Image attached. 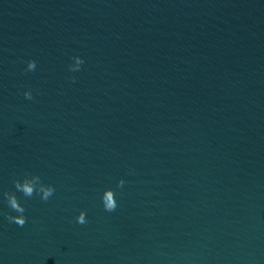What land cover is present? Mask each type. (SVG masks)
Listing matches in <instances>:
<instances>
[{
  "label": "water",
  "instance_id": "95a60500",
  "mask_svg": "<svg viewBox=\"0 0 264 264\" xmlns=\"http://www.w3.org/2000/svg\"><path fill=\"white\" fill-rule=\"evenodd\" d=\"M0 264H264V0H0Z\"/></svg>",
  "mask_w": 264,
  "mask_h": 264
},
{
  "label": "clouds",
  "instance_id": "9594fccd",
  "mask_svg": "<svg viewBox=\"0 0 264 264\" xmlns=\"http://www.w3.org/2000/svg\"><path fill=\"white\" fill-rule=\"evenodd\" d=\"M73 63L69 65V70L72 72H77L81 70L84 64V59L80 55H75L72 57ZM36 61L34 59H29L26 61V71H35ZM75 81V77H71ZM24 97L28 100L33 99L32 90L28 89L23 93ZM16 190L20 191L25 197L31 198L34 194L38 193L41 200L47 201L55 192V188L51 184H44L41 181V177L36 174L26 173L22 179H15L13 181ZM126 181L120 178L117 182V188H122ZM5 197L7 199L8 206L10 209L17 213L16 215H7L9 222H14L18 226L23 227L27 222V218L24 215L25 208L22 203L18 200L14 192H5ZM102 203L105 211L113 212L117 208L116 191L108 187L104 189L102 194ZM76 222L79 224H86V212L85 210H80L78 216L76 217Z\"/></svg>",
  "mask_w": 264,
  "mask_h": 264
}]
</instances>
